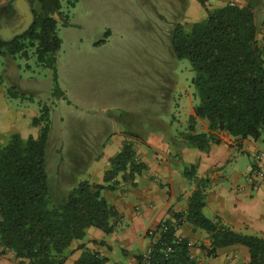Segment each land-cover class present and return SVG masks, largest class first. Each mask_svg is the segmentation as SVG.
Masks as SVG:
<instances>
[{"label": "trees", "instance_id": "1", "mask_svg": "<svg viewBox=\"0 0 264 264\" xmlns=\"http://www.w3.org/2000/svg\"><path fill=\"white\" fill-rule=\"evenodd\" d=\"M13 1L0 8V27L8 25L17 31L24 17H20L17 26L11 25L15 16ZM35 1L39 9L33 7L34 20L29 28L9 40L0 35V53L28 56L29 49L34 48L38 63L53 71V95L62 97L57 70V54L62 45L57 32L62 3L29 0L32 5ZM200 2L205 5V0ZM207 12V18L194 23L191 29L179 25L172 32L174 54L179 59H189L195 72L191 81L197 100L189 131L177 144L204 151L211 142L220 141L221 132L238 139H258L264 133V46L256 38L255 13L250 6L230 4L207 8ZM7 93L11 97L25 95L14 87L8 88ZM51 111L48 103L41 102L39 113L32 120L34 126L40 127L37 136L23 138L19 132H12L0 141V243L15 252L20 264H64L72 241L83 239L90 227L113 232L112 219L117 212L102 191L115 187L120 172L133 173L143 167L134 160L132 145L126 143L105 173L107 185L81 180L58 200H51L46 155ZM198 118L208 120L209 132H196ZM185 175L194 177V165L185 168ZM196 184L186 216L191 224L209 233L208 253L213 255L220 247L242 244L250 251L246 264H264V238L236 232L219 220L208 218L204 213L208 180L196 178ZM174 232L172 227L161 233L153 253L154 264H199L191 256L187 241H178ZM169 246L171 252L167 251ZM78 264H105V259L97 252L85 250Z\"/></svg>", "mask_w": 264, "mask_h": 264}, {"label": "rangeland", "instance_id": "2", "mask_svg": "<svg viewBox=\"0 0 264 264\" xmlns=\"http://www.w3.org/2000/svg\"><path fill=\"white\" fill-rule=\"evenodd\" d=\"M184 2L61 0L57 70L62 97L53 95V71L38 63L34 48L28 57L0 53V91L8 95L14 87L25 94H2L1 106L21 107L27 116L39 112L41 102L52 108L46 149L51 200L68 193L84 175L78 172L77 158L87 159L86 150L96 154L102 149L108 130L144 118L136 111L152 110L158 120L171 114L184 117L178 104L190 107L195 72L190 60L176 57L172 47L175 27L192 26ZM33 7L39 9L36 1ZM100 132L104 138L96 139Z\"/></svg>", "mask_w": 264, "mask_h": 264}, {"label": "crops", "instance_id": "3", "mask_svg": "<svg viewBox=\"0 0 264 264\" xmlns=\"http://www.w3.org/2000/svg\"><path fill=\"white\" fill-rule=\"evenodd\" d=\"M9 1L0 0V8L7 6ZM232 1L236 6L252 8L257 25L256 38L264 46V0H205V5L200 0H185L186 18L193 25L207 18V8H220ZM198 3L204 12L199 10ZM2 94L7 95L5 91H0V96ZM189 101L190 107L178 104V108L184 109V117L171 114L158 120L152 110L136 111L144 113V118L125 121V125L108 130L106 141L99 145L102 149L98 148L96 154L86 150L85 153L89 154L87 159L77 158V164L81 165L78 172L84 174L76 178L77 183L89 180L107 185L104 182L105 173L126 143L132 145L134 160L143 167L133 173L129 170L120 172L115 179V187L102 191L117 212L112 219L114 231L106 233L98 227H90L83 239L72 241L64 264H78L85 250L97 252L100 258L105 259V264H139L150 243L147 231L158 228L162 223L176 226V238L193 244L189 250L199 264L249 262L250 251L242 244L220 247L215 254H209V233L191 224L186 214L190 198L197 188L196 178L207 179L205 215L236 232L264 238V179L258 188L248 180L250 167L257 164L255 156L264 151V133L258 139H238L221 132L218 134L220 141L211 142L207 151L178 145V140L189 131L190 117L194 115L197 103L194 91L189 93ZM1 104L0 140L12 132H19L23 138L38 135L40 127L32 124L38 111H32L27 116L21 107L14 109L7 103ZM195 128L198 133L209 132L208 120L198 118ZM101 133L96 139L104 138ZM247 156L253 157L254 162L248 163ZM192 165L195 175L189 178L185 175V168ZM260 165L264 169V159ZM20 263L21 259L16 257L15 252L0 243V264Z\"/></svg>", "mask_w": 264, "mask_h": 264}, {"label": "built area", "instance_id": "4", "mask_svg": "<svg viewBox=\"0 0 264 264\" xmlns=\"http://www.w3.org/2000/svg\"><path fill=\"white\" fill-rule=\"evenodd\" d=\"M229 4L232 6H236L235 2L233 1L230 2ZM255 157H256L257 164L255 163L250 167V170L248 173V180L253 184L255 188H258L260 186L259 183L261 182V180L264 179V169L260 165V163L264 159V151L258 153ZM172 227L173 229L176 228V226H171V225H168L167 223H162L160 224L158 228H151L147 231L146 236L149 237L150 243L145 249V251L143 252V254L141 255L139 264H154L153 253L155 251L156 245L158 244L160 240L161 233L169 231L170 228ZM177 240L181 241L182 239L177 238ZM187 246L190 249L193 247V244L191 242H187ZM167 251L171 252L172 247L169 246L167 248Z\"/></svg>", "mask_w": 264, "mask_h": 264}, {"label": "water", "instance_id": "5", "mask_svg": "<svg viewBox=\"0 0 264 264\" xmlns=\"http://www.w3.org/2000/svg\"><path fill=\"white\" fill-rule=\"evenodd\" d=\"M12 6L15 10V16L10 20L12 26H17L20 17H24V22L21 28L17 31H13L12 27L8 25H2L0 27V35L4 40H9L17 34L25 32L34 20L33 6L29 0H14ZM58 17V14H55Z\"/></svg>", "mask_w": 264, "mask_h": 264}]
</instances>
